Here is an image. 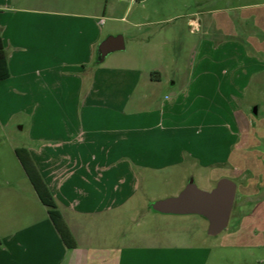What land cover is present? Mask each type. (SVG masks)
Instances as JSON below:
<instances>
[{"label":"crops","instance_id":"crops-1","mask_svg":"<svg viewBox=\"0 0 264 264\" xmlns=\"http://www.w3.org/2000/svg\"><path fill=\"white\" fill-rule=\"evenodd\" d=\"M203 1L156 19L152 4L155 11L146 12L149 0H0V41L9 71L0 80V93L22 95L7 104L9 118L19 114L15 125L25 132L23 143L13 146L23 179L6 183L13 197L4 204L7 213H0V264H205L204 236L227 228L235 203L237 186L222 177L224 167L230 163L237 178L244 174L236 150L246 122L237 110L220 121L192 118L185 110L199 105L210 77L214 93L223 87L238 93L244 66L235 56L222 66L224 55L215 52L214 65L190 70L184 87L173 93L176 81L167 77L166 62L176 60L171 44L177 29L160 25L183 18V25L200 27V16L207 12ZM233 8L243 10L236 18L264 29V0ZM210 10L213 22L222 21L220 9ZM110 34H121L124 48L97 62V45ZM169 85L172 98L159 99ZM16 147L28 151L74 246L65 244L50 219ZM191 161L199 167V179L215 185L184 181L175 195L144 200L142 172ZM13 169L2 166L0 172ZM224 181L233 184L232 204L216 224L218 209L202 198ZM263 185L246 188L248 209L237 218V230L260 237L264 194L255 195ZM172 198H177L174 203Z\"/></svg>","mask_w":264,"mask_h":264},{"label":"rangeland","instance_id":"rangeland-1","mask_svg":"<svg viewBox=\"0 0 264 264\" xmlns=\"http://www.w3.org/2000/svg\"><path fill=\"white\" fill-rule=\"evenodd\" d=\"M186 1L188 2L149 0L147 3L149 8L146 12L155 11L150 8L152 4L157 9L155 18L166 19L170 15L169 11L176 12L183 4L186 5V10L189 7L195 9L199 4L196 3L197 0ZM245 1L247 0H206L201 2V8L207 12L200 16L203 22L200 27L183 25V18H177L168 23L161 22L160 24L169 30L177 29V37L173 39L174 42L171 44V50L176 60L166 62L169 69L166 73L167 77L176 81L174 91L172 90L173 93L184 87V81L187 80V74L190 70L199 65L208 68L214 65L211 58L215 52H222L224 55L222 66L229 65L230 58L233 56L240 58L239 62H242L241 65L244 66L240 69L242 75L238 93H227L224 87L221 88L220 92L214 93L209 83V80L212 79L210 77L206 92L202 94L201 99L196 101L199 105H193L192 108L185 110L186 113L191 112L192 118L200 116L208 119L217 118L218 121L227 120L232 111L237 110V116L246 122L243 126L241 125L243 138L237 148L238 151L236 150V154L241 155L238 163L244 170V174L241 178H237L230 171V163L224 167L222 177L232 179L237 186L235 203L227 228L216 235L205 234L204 236L203 243L208 254L205 264H264V236L260 237L254 233L248 234L247 231L237 230L239 213L248 209L243 200L246 188L248 186L252 188L253 184H264V29L254 24L250 19L245 22L236 18L240 14L239 12L243 10H238L233 6L238 2L242 4ZM212 8L221 10L218 17H221L222 21H212L214 17L212 10H210ZM203 41H208V44H201ZM205 56H208L209 60L200 61ZM254 65L260 66L261 69L254 71ZM170 88L171 85L160 91L159 99L172 98L173 93ZM11 95L12 97H9L0 93V167L16 166V170L13 169L14 173L0 172V213L3 215L7 213L3 210L6 207L4 204H8L9 198L13 197L12 191H8L9 185L6 183H14L22 178L21 169L17 165L16 157H14L13 146L22 144L25 136V132L17 128L19 124L15 125L18 123L17 120L20 115L14 114L9 118L11 111L7 104V100H13L14 103L16 101L14 99L20 100L22 95ZM180 97H183V94ZM213 102L215 104H212ZM254 106L256 112L253 110ZM180 172L183 173L180 174ZM141 177L140 189L145 201H159L177 194L184 181L195 183L198 187L203 188H210L215 185L214 180L205 182L199 179V167L192 161L173 169L157 170L156 172L144 171L141 173ZM263 194L264 185L255 195V198L259 199ZM200 259L204 262L203 254Z\"/></svg>","mask_w":264,"mask_h":264},{"label":"trees","instance_id":"trees-1","mask_svg":"<svg viewBox=\"0 0 264 264\" xmlns=\"http://www.w3.org/2000/svg\"><path fill=\"white\" fill-rule=\"evenodd\" d=\"M8 76L9 71L7 67L6 54L3 45L0 41V80L5 79ZM15 153L19 158L31 183L33 184V187L37 195L39 196L41 202L47 206L49 217L55 225L56 229L58 230L59 234L61 235L62 239L64 240L65 244L69 247L74 246L75 240L61 212L57 208L53 195L51 194L42 176L35 167L28 151L24 147H16Z\"/></svg>","mask_w":264,"mask_h":264},{"label":"water","instance_id":"water-1","mask_svg":"<svg viewBox=\"0 0 264 264\" xmlns=\"http://www.w3.org/2000/svg\"><path fill=\"white\" fill-rule=\"evenodd\" d=\"M124 48L123 36L121 34H110L103 38L96 48V60L101 62L108 53L120 50ZM256 112V107L253 108ZM233 198V184L229 181H224L217 191L204 196L203 202L205 204L215 207L219 213L216 215L215 223H222V220L226 217L231 209ZM177 198H172L171 203H174Z\"/></svg>","mask_w":264,"mask_h":264},{"label":"built area","instance_id":"built-area-1","mask_svg":"<svg viewBox=\"0 0 264 264\" xmlns=\"http://www.w3.org/2000/svg\"><path fill=\"white\" fill-rule=\"evenodd\" d=\"M131 1H136V0H131Z\"/></svg>","mask_w":264,"mask_h":264}]
</instances>
